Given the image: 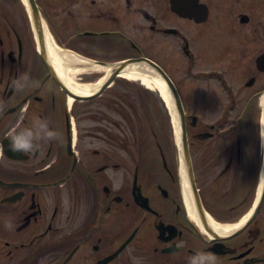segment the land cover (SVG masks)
Masks as SVG:
<instances>
[{"label": "flooded vegetation", "instance_id": "flooded-vegetation-1", "mask_svg": "<svg viewBox=\"0 0 264 264\" xmlns=\"http://www.w3.org/2000/svg\"><path fill=\"white\" fill-rule=\"evenodd\" d=\"M26 1L0 0V264H187L201 250L264 264V0H34L58 49L170 77L195 188L179 151L129 146L124 105L70 103ZM25 74L38 85L14 88ZM37 118L59 138L12 151L11 129Z\"/></svg>", "mask_w": 264, "mask_h": 264}, {"label": "rangeland", "instance_id": "rangeland-1", "mask_svg": "<svg viewBox=\"0 0 264 264\" xmlns=\"http://www.w3.org/2000/svg\"><path fill=\"white\" fill-rule=\"evenodd\" d=\"M81 76L84 75L80 74L78 77ZM86 76L85 79L78 81H95L90 75ZM99 101L105 104L106 112L109 113H113L112 103L117 104V107L120 109H122L120 107V104H122L126 110L130 111L131 115L134 117V122L122 123V131L125 127L127 132H132L133 135L136 133L135 145L131 143L135 137L132 139V135H129V138L132 140L129 145L130 147L152 149L157 145H161L164 148H168L169 161L175 160L178 152V134L176 135L171 107L167 105L165 99L161 97L159 92L147 88L138 81L116 77L111 86L108 87L101 96L90 101L89 104L96 106ZM116 114H118L117 110ZM261 118L258 119V122H255L256 120L253 122L256 125V131H259V133L260 124L262 123ZM250 130L248 129L246 132ZM259 133L256 139L258 145H260L261 138ZM209 141L210 140L200 141L198 146L203 148L204 146L206 147V145L210 146V144H208ZM154 153L155 151L152 150V155L150 156L155 157Z\"/></svg>", "mask_w": 264, "mask_h": 264}, {"label": "bare ground", "instance_id": "bare-ground-1", "mask_svg": "<svg viewBox=\"0 0 264 264\" xmlns=\"http://www.w3.org/2000/svg\"><path fill=\"white\" fill-rule=\"evenodd\" d=\"M26 1V0H25ZM27 2V1H26ZM44 32V45L52 64L54 65L60 79L69 87L75 94L87 95L98 89L104 81L103 73L110 70V66L102 67L95 62L86 60L81 56L63 49H58L52 42L50 35L45 27L42 25ZM103 72L102 75L93 82H80L78 76L80 74L90 72ZM129 80L138 81L147 88L155 90L160 93L169 107H171V114L176 128V135L178 134V115L174 108L173 99L170 91L164 81L154 71H150L147 66L141 64H131L126 66L118 75ZM74 98L69 96V101L72 103ZM179 141H177L178 143ZM187 184V183H186ZM188 186V185H187ZM186 186V187H187ZM190 209L192 210L193 202L190 198L187 200Z\"/></svg>", "mask_w": 264, "mask_h": 264}, {"label": "water", "instance_id": "water-1", "mask_svg": "<svg viewBox=\"0 0 264 264\" xmlns=\"http://www.w3.org/2000/svg\"><path fill=\"white\" fill-rule=\"evenodd\" d=\"M28 2L30 3V11H31V17H32V21L35 25L36 28L41 30L42 33V25H43V21H42V17L40 15V10L37 6V4L35 3L34 0H28ZM41 45H42V49L44 47V39L41 36ZM98 65L105 67L108 66L107 63L104 62H95ZM131 64H141L144 66H147L148 68L149 66V62L146 59H134V58H125L122 60H119L113 64H109V66L111 67L109 71L104 72L103 76H105L104 81L101 83V85L98 87V89L90 94L87 95H79V94H75L74 92H72L69 87L60 79V76L58 75L57 71L55 70V77L57 78V80L61 83L62 87L68 92V94L70 96H72L73 98H82V99H91L94 97L99 96L101 93H103V91L111 84L114 82V80L116 79V77H118V75L120 74V72L128 65ZM150 71H154L158 76L161 77V79L164 81V83L166 84V86L168 87L170 94L172 96L173 99V104H174V108L176 110V113L178 115V125H179V132H178V136H177V141L178 142V151L180 153V156L182 157L183 162L186 164L187 166V171L189 174V178L190 180V185H194V180H193V169H192V160H191V156H190V142L188 139V135H187V130H186V124L185 121L183 120V107L181 105V101L179 98V94L177 92V89L174 85V83L172 82V80L170 79V77L161 69L159 68L157 65L153 66V70L150 69ZM262 107V123H264V100L261 104ZM195 188V185H194ZM198 205L202 206V203L200 201L199 196L196 199Z\"/></svg>", "mask_w": 264, "mask_h": 264}, {"label": "clouds", "instance_id": "clouds-1", "mask_svg": "<svg viewBox=\"0 0 264 264\" xmlns=\"http://www.w3.org/2000/svg\"><path fill=\"white\" fill-rule=\"evenodd\" d=\"M16 89H24L26 87H36L38 81H33L25 74L12 82ZM6 111V105L0 101V114ZM260 136L264 141V123L260 124ZM9 147L14 152H24L25 154L33 153L37 150L40 141H51L59 138V133L51 130L49 124L45 120L37 118L31 125L17 124L8 135ZM5 227L12 228L10 222L5 223ZM187 264H216V257L206 251H197L188 258Z\"/></svg>", "mask_w": 264, "mask_h": 264}, {"label": "snow or ice", "instance_id": "snow-or-ice-1", "mask_svg": "<svg viewBox=\"0 0 264 264\" xmlns=\"http://www.w3.org/2000/svg\"><path fill=\"white\" fill-rule=\"evenodd\" d=\"M245 219H247V217ZM241 223H243V221Z\"/></svg>", "mask_w": 264, "mask_h": 264}]
</instances>
